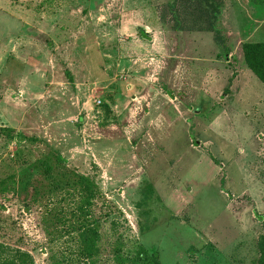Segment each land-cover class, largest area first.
<instances>
[{
  "label": "rangeland",
  "instance_id": "obj_1",
  "mask_svg": "<svg viewBox=\"0 0 264 264\" xmlns=\"http://www.w3.org/2000/svg\"><path fill=\"white\" fill-rule=\"evenodd\" d=\"M170 2L0 0V244L255 264L264 86L241 46L264 43V0H223L210 32L173 30Z\"/></svg>",
  "mask_w": 264,
  "mask_h": 264
},
{
  "label": "trees",
  "instance_id": "obj_2",
  "mask_svg": "<svg viewBox=\"0 0 264 264\" xmlns=\"http://www.w3.org/2000/svg\"><path fill=\"white\" fill-rule=\"evenodd\" d=\"M222 5L223 0H171L167 7L171 22H174L173 30L210 32ZM143 32H140V38L145 40ZM241 51L246 68L264 86V43H244ZM87 188L90 189L89 186ZM142 258L145 259V256ZM0 264H34V261L28 253L0 244ZM255 264H264V226L257 240Z\"/></svg>",
  "mask_w": 264,
  "mask_h": 264
},
{
  "label": "crops",
  "instance_id": "obj_3",
  "mask_svg": "<svg viewBox=\"0 0 264 264\" xmlns=\"http://www.w3.org/2000/svg\"><path fill=\"white\" fill-rule=\"evenodd\" d=\"M169 36H170V35H169ZM160 71H161L160 73H161L162 75L164 74L163 76H165V74H166V76H167V75H169L168 72L171 73V68H169V67L167 68V67H166V69H161ZM166 76H165V77H166ZM162 78H163V77H162ZM163 80L165 81L166 79H163ZM164 84L166 85V88H167L169 91H170V90H173V91L175 92L174 87L168 85L166 82H164ZM170 84H171V83H170ZM182 85H183V84H182ZM182 85H181V83H180L179 81H177V83L175 84L176 87H177V86L180 87V86H182ZM176 87H175V88H176ZM176 92H179V91L176 90Z\"/></svg>",
  "mask_w": 264,
  "mask_h": 264
},
{
  "label": "built area",
  "instance_id": "obj_4",
  "mask_svg": "<svg viewBox=\"0 0 264 264\" xmlns=\"http://www.w3.org/2000/svg\"><path fill=\"white\" fill-rule=\"evenodd\" d=\"M98 103H100V102H98Z\"/></svg>",
  "mask_w": 264,
  "mask_h": 264
}]
</instances>
